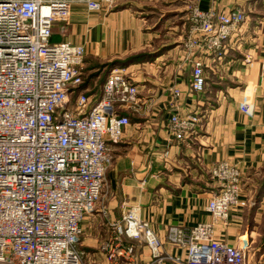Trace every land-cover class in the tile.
<instances>
[{
	"label": "built area",
	"instance_id": "1",
	"mask_svg": "<svg viewBox=\"0 0 264 264\" xmlns=\"http://www.w3.org/2000/svg\"><path fill=\"white\" fill-rule=\"evenodd\" d=\"M119 0H0V264H84L78 248L81 222L105 188L113 160L109 143L119 142L130 125L121 110L138 104L139 89L128 67H114L93 99L84 90L86 49L69 41L52 42L57 25L68 27L75 4L89 12L111 10ZM190 35L184 45L192 70L190 88L203 93L204 61L195 51L222 57L247 16L192 8ZM173 103L180 97L172 89ZM173 139L196 134V112L173 114ZM169 152H165L168 155ZM216 192L207 211L211 223L171 226L167 241L186 256H167L173 264H251L249 244L228 245L215 236L234 208H245L242 172L226 161L210 170ZM119 234L142 240L152 257L163 241L133 206L123 216ZM110 262L131 260V245L103 246Z\"/></svg>",
	"mask_w": 264,
	"mask_h": 264
},
{
	"label": "crops",
	"instance_id": "2",
	"mask_svg": "<svg viewBox=\"0 0 264 264\" xmlns=\"http://www.w3.org/2000/svg\"><path fill=\"white\" fill-rule=\"evenodd\" d=\"M194 7L216 14L242 10L247 16L221 58L203 50L193 53L205 64L203 93L190 88L191 54L183 48ZM62 41L83 45L94 61L141 52L151 56L147 63L128 66L139 89L138 104L120 111L131 123L119 142L109 143L113 163L105 188L81 222L78 248L84 264H173L167 256L185 257V249L167 241L168 229L212 222L207 205L216 186L210 170L221 161L241 170L249 204L234 208L227 222L215 226V236L232 246L243 239L250 263L264 264V194L257 196L264 177L255 184L264 168V0H119L111 10L95 13L77 3L69 26L55 27L52 42ZM101 85L93 90L88 82L84 90L95 99ZM172 89L180 92L175 105ZM193 112L201 117L198 131L179 143L169 119ZM133 206L163 241L157 258L142 240L115 228L124 225L123 216ZM108 244L133 246L132 259L108 261L103 249Z\"/></svg>",
	"mask_w": 264,
	"mask_h": 264
},
{
	"label": "rangeland",
	"instance_id": "3",
	"mask_svg": "<svg viewBox=\"0 0 264 264\" xmlns=\"http://www.w3.org/2000/svg\"><path fill=\"white\" fill-rule=\"evenodd\" d=\"M187 40H186V42H187ZM141 53H143V52H141ZM111 61L112 60H110V61H108V60H106V61H104V60L94 61L93 58L91 56H88L87 53H86L85 63H84V70L83 71H84L85 81H86V79H88V82L90 83V86H91V88L93 90L98 89L100 87V85L103 83V80H104L105 76L109 73V71L112 68L119 67V66L120 67H128V66L133 65V64H138V63H142L143 64V62L144 63H147V61L149 62L148 58H142L141 60H134V61L130 62L129 65H125V66L116 65V66L111 68V67L107 66V64L109 62H111ZM150 62H151V60H150ZM260 172L262 174H261L260 178L258 179L259 182L255 183L257 185H258V183L261 182L262 177H264V168ZM251 189L254 190V192H253L254 198H253V201H252V208L254 210H257L258 209L257 208V204L258 203L256 202L257 201V199H256L257 188L252 187ZM262 225L264 226V214H263Z\"/></svg>",
	"mask_w": 264,
	"mask_h": 264
},
{
	"label": "trees",
	"instance_id": "4",
	"mask_svg": "<svg viewBox=\"0 0 264 264\" xmlns=\"http://www.w3.org/2000/svg\"><path fill=\"white\" fill-rule=\"evenodd\" d=\"M150 57L151 56H149V54L147 52H143V53H139V54H136V55H133V56H129V57L125 58V59H115V60H112L111 62H109L107 64V66L108 67H111V68L114 67V66H116V65L125 66V65H129L130 62H132L134 60H141L142 58H150ZM86 80L88 81V79H86ZM87 81H85V83H87ZM84 86H85V84H84ZM259 189L260 190H259L258 195H257L258 198L261 197L264 194V179L261 182Z\"/></svg>",
	"mask_w": 264,
	"mask_h": 264
}]
</instances>
